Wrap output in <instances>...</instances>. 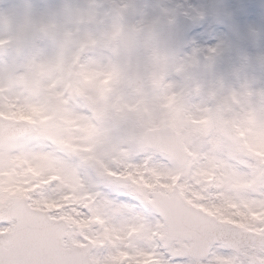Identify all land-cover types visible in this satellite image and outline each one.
Returning a JSON list of instances; mask_svg holds the SVG:
<instances>
[{
	"label": "snow or ice",
	"instance_id": "obj_1",
	"mask_svg": "<svg viewBox=\"0 0 264 264\" xmlns=\"http://www.w3.org/2000/svg\"><path fill=\"white\" fill-rule=\"evenodd\" d=\"M0 264H264V101L114 142L61 97H0Z\"/></svg>",
	"mask_w": 264,
	"mask_h": 264
},
{
	"label": "clouds",
	"instance_id": "obj_2",
	"mask_svg": "<svg viewBox=\"0 0 264 264\" xmlns=\"http://www.w3.org/2000/svg\"><path fill=\"white\" fill-rule=\"evenodd\" d=\"M154 23L126 20L116 0H0V97L37 104L61 97L114 142L139 138L169 107L192 110L188 83L212 74Z\"/></svg>",
	"mask_w": 264,
	"mask_h": 264
},
{
	"label": "rangeland",
	"instance_id": "obj_3",
	"mask_svg": "<svg viewBox=\"0 0 264 264\" xmlns=\"http://www.w3.org/2000/svg\"><path fill=\"white\" fill-rule=\"evenodd\" d=\"M116 6L133 23L159 17L155 30L180 13L193 20L192 29L176 47L181 55L195 51L200 63L211 65L212 74L188 83L192 110H214L233 95L241 102L264 101V0H116ZM169 79L175 82L172 91H180V76ZM100 192L113 205L133 203L113 187ZM133 211L153 223L158 218L143 207Z\"/></svg>",
	"mask_w": 264,
	"mask_h": 264
},
{
	"label": "water",
	"instance_id": "obj_4",
	"mask_svg": "<svg viewBox=\"0 0 264 264\" xmlns=\"http://www.w3.org/2000/svg\"><path fill=\"white\" fill-rule=\"evenodd\" d=\"M190 27V23L185 24L183 21H177L174 25L166 27V38L173 44H177L182 34ZM163 31V30H162Z\"/></svg>",
	"mask_w": 264,
	"mask_h": 264
}]
</instances>
